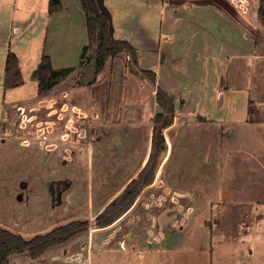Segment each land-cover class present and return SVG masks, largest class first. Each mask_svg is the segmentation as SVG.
<instances>
[{
    "label": "rangeland",
    "instance_id": "obj_1",
    "mask_svg": "<svg viewBox=\"0 0 264 264\" xmlns=\"http://www.w3.org/2000/svg\"><path fill=\"white\" fill-rule=\"evenodd\" d=\"M167 1L181 5L178 15L184 19L175 21L179 28L190 23V14L183 11L185 5L223 7L217 0ZM225 1L230 20L220 14L206 15L210 20H204L207 25L214 24L218 33H231L229 49L205 58L203 77H195L196 65H187V77L185 73H177V78L165 75L167 83L162 75L159 80L171 86L176 95L158 79L154 84L144 73L146 69H140L139 62L134 64L129 52L110 58L105 71L85 85L83 76L96 55L93 44L86 57L75 53L77 50L69 56H54L56 68L80 62L73 73L38 97L47 38L45 20L40 17L42 8L35 0H15L20 9L10 12L3 1L0 20L6 23L0 21V71L4 77L6 52H16L24 84L7 91L2 80L0 84V136L4 134L0 137L1 227L28 239L70 221L94 223L139 175L153 151L154 117L164 111L156 100L157 87H163L176 103L174 123L163 129L166 144L156 158L155 180L143 188L129 211L111 226L92 225L38 259L13 254L10 264H264V173L255 161L257 153L254 150L253 156L247 157L252 161L249 166L250 160L238 156L230 161L231 167L221 163L224 167L220 170L213 158L218 136L211 125L198 124L211 123L208 118L219 123L264 121V21L258 30L252 25L257 19L258 0ZM34 7L37 16L33 19L29 15ZM12 20L23 21L22 32L8 29ZM172 20L166 18L164 25L169 26ZM232 20L243 30L235 28ZM197 21L202 25L200 18ZM241 31L250 40L246 49L237 51L236 47H242ZM176 36L173 47L180 44L179 33ZM65 41L70 42V38ZM77 41L78 37L71 40L72 47ZM67 42L64 46L70 47ZM163 60V68L168 69L171 65ZM192 76L203 84L201 90L194 91L201 101L196 108V99L183 95L192 85ZM221 94L222 105L218 101ZM34 100L36 103L28 105ZM3 102L8 104L5 110ZM18 104L28 105L24 114L17 109ZM12 110L15 113L9 117ZM259 132L264 134V127ZM17 134H26V140L36 135L41 140L57 141L41 147L49 150L45 162L38 164L43 168L34 162L38 148L30 142L25 149V155L32 151L29 157L15 160L9 156L19 147ZM240 141L234 146L238 152L251 142L259 144L252 136L248 143ZM259 156L260 164L264 163L261 153ZM255 200L263 202L259 205Z\"/></svg>",
    "mask_w": 264,
    "mask_h": 264
},
{
    "label": "crops",
    "instance_id": "obj_2",
    "mask_svg": "<svg viewBox=\"0 0 264 264\" xmlns=\"http://www.w3.org/2000/svg\"><path fill=\"white\" fill-rule=\"evenodd\" d=\"M3 1L4 0H0V12L2 11L4 5ZM23 1L27 2L28 0H23ZM35 1L36 3H38V7L40 6L42 8L40 17L43 20H45V31H46L45 34L47 38H46V43H45L46 45L44 52L52 57L54 68H56L54 56L57 55L69 56L70 53L74 50H77V52L75 53H79L80 55H82L84 47L87 44H89L87 19H86V13L82 6V2H80V0H62V8L53 15H51L49 13V4H50L49 0H35ZM44 1L46 3L45 6H43ZM105 1H106V7L109 9L113 21V25H114L113 35L115 36V38L120 40H128L136 48L138 52V62L140 69L153 70L156 73L158 80L162 75H164V77L165 75L167 76L170 75L172 78L173 76L177 78L178 77L176 76L177 73L180 74L185 73L187 77L188 75L187 73L190 72V68H188L187 65H191V66L196 65L197 69L195 67L194 68L195 70H193L194 73L197 72V74H195V77H199V76L203 77L204 71L201 65L204 64L205 58L208 56H212V54H214L215 52L217 54H220V52H222V54L225 53L224 48H226L227 50L229 49V41L231 40L228 37L231 33L230 32L218 33L216 32V30H214L215 27L214 24L211 25L206 24V21H209L211 15L214 14L225 15V17L227 18L228 12L226 13V10L222 7H218L216 5L214 6L211 3L201 4V5L199 4L196 6L193 5V8H191L192 7L191 4H190L191 7L189 6V8H187L188 6L185 5V7L183 6L184 7L183 11L188 12L190 14L191 18H187V20H189L190 23H188V25L182 24L179 28L176 26L178 24L177 23L175 24V21L176 18L179 21L184 19V16L178 15L179 10H181L180 8L181 5H176V6L173 4L170 5L167 0H105ZM5 2L8 5V11L10 12H12L13 10L19 11L20 9L19 5L17 3L15 4V0L13 4H8L7 3L8 0H5ZM259 2L260 0H258V6L256 8L257 19L255 21H252L253 23L252 25L253 26L256 25L255 28L257 30L261 28L262 23L264 25V22L261 21L258 14ZM34 11H35V7L33 8V12L29 15L33 19L36 18L37 16ZM206 15H209L210 18H206ZM133 16L136 18H134ZM168 17L173 20L169 22V26L167 25L165 26L164 25L165 20ZM198 18L202 20V25L197 21ZM135 19H137L139 22L137 23L134 22ZM0 21L1 23L2 22L4 24L6 23L3 20ZM29 21H34V20L30 19ZM232 22L234 23L235 28H237L236 27L237 25L239 29L243 30V27L240 23L238 22L236 23V21L234 20H232ZM155 24L156 27H154ZM24 25L25 24L23 23V21L12 20V23L8 26V29L11 30V32L17 31L20 33L23 31L25 27ZM216 25L218 26V24ZM220 27H221L220 29L223 30L221 25ZM148 28L150 29V31L148 30ZM228 30L229 29L225 28L224 32L225 31L228 32ZM150 32L151 34H149ZM177 33H179L180 44H177L176 46L173 47L171 45H174L176 43L175 38H177L176 36ZM239 35H241L242 38L241 39L242 47L238 46L236 47V49L239 48L246 49V44L250 40V37L246 32L244 33V31H241V34ZM74 37H78V41L77 43H74L72 47L71 40H74ZM69 38H70V42L65 41V40H69ZM165 41H169L171 44L165 45L166 43ZM65 42H67V44L69 43L70 47H68V45L64 46ZM181 44H184V46L182 47ZM236 45H239V43ZM253 45L254 48H257L255 47L257 45L256 40L253 41ZM189 49H192V51H189ZM144 51L147 52V54H145ZM237 51H240V49ZM7 53L8 52H6V55ZM1 58L2 56L0 57V61ZM164 58L167 59L166 62L167 63L169 62V64L171 65L168 66V69L163 68ZM79 62L80 59L75 64H64L65 66L58 68H64V67L75 68V66L79 64ZM5 65H6V61H5ZM4 71H5V66H4ZM190 78H193L192 85H190L189 89H186L183 95L195 98L196 101L195 100L194 101L195 103L197 102V104L195 105L196 108L200 106L201 101L198 100V96H200V94H197V92L195 93L194 91L196 89L201 90L199 86L202 88L203 84L202 82H200V80L194 78V76ZM1 80L3 85L4 77H3V73L0 71V84H1ZM162 81L163 80L161 79L160 85H162L166 90H168L171 95L172 94L176 95L175 93L176 91L173 90L171 86L166 84L168 80L167 79L165 80L166 81L165 84L162 83ZM172 82H176V80L174 81L172 80ZM223 82L225 83V77L223 78ZM38 96L39 93L37 97ZM219 98L220 99L218 101L220 105H222L223 102L222 94L220 95ZM36 101L37 100L30 102L28 105L32 103L34 104L36 103ZM28 105L25 106V104L24 105L18 104L17 109H19V111H24L22 112V114H24L26 112ZM7 106L8 104L6 105V103L3 102L2 107L4 110L6 109ZM14 113L15 111L12 110V113L10 114L9 117H12ZM199 115L201 114L199 113ZM203 117L206 118V116ZM208 120L211 123H198V124H200V126H202L203 124L211 125V128L213 129L212 132L216 133V135L218 136L217 137L218 142H216V145H218V149L215 151L217 152L215 153L216 156L215 155L213 156L215 160L214 164L218 166V169L222 170L224 166L225 168L231 167L232 163L230 164V161L234 157L242 156L244 157V159H247V157L250 156L251 158V156H253V152L256 151L257 159H255V161L257 162L259 167L262 168L261 172L264 173V163L261 162L262 164H260V162L258 161L260 159L259 156L260 153H261V159H264V134L259 132V129L264 127V125H261L260 123H264V121L258 122L257 120L247 119L244 121H231V122L219 123V122H214L209 118ZM5 130L6 127L3 131L6 133ZM3 132L1 130V133ZM2 136H4V134H2ZM8 136H11V138L14 139V135L8 134ZM25 136L26 134L24 135L17 134L15 136V139L18 140L19 147L15 148V150H17L16 152H10L9 156L15 160H19L22 156L29 157L32 151L29 149L30 152L28 151V154L25 155V149L26 147L27 148L30 147L31 144V146L38 148L34 156L36 158L34 162L37 164V166H39L38 164L40 163L42 164L43 162H45V159H47L46 155L48 154L46 153V151L47 152L49 151L47 147H46L47 148L46 151L41 150V147L43 145L47 146V144L50 143L52 145H55L57 144V141H55L54 138L52 139V141L46 139L44 140V138L41 140L36 135L35 136L30 135L29 138L27 137L28 140H26ZM251 136L256 140L258 139L259 144L255 143V145H253V143L251 142L249 143L248 147H245L243 150L238 152L234 147L236 141L239 138H241L240 142L248 143V141L250 142ZM23 138L25 139L24 141H22ZM223 143H225L226 146L224 148L219 147ZM51 153L53 154L52 151ZM51 160L52 157H49L48 161ZM223 162H224V166L223 165L221 166V163ZM251 164L252 161L250 160V162L247 163L246 166H249ZM39 168L41 169L43 167L39 166ZM251 169L253 168H250L248 173L250 172ZM254 202L255 204L261 205L263 201L255 200Z\"/></svg>",
    "mask_w": 264,
    "mask_h": 264
},
{
    "label": "trees",
    "instance_id": "obj_3",
    "mask_svg": "<svg viewBox=\"0 0 264 264\" xmlns=\"http://www.w3.org/2000/svg\"><path fill=\"white\" fill-rule=\"evenodd\" d=\"M222 8L227 9V1L217 0ZM83 9L86 13L87 31L89 36V44L83 49V57H86V51L90 50L92 45H96V55L93 62V67L96 73L104 72L105 67L110 58H115L118 55L129 52L133 56L134 64H138V52L136 48L128 40L116 39L109 31L111 19L108 18L98 6L96 0H80ZM212 2V1H211ZM49 13L53 15L62 8V0H49ZM226 6V7H225ZM258 14L261 20L264 21V0H260ZM4 89L14 88L24 84V75L21 70L19 56L14 51L7 53ZM73 67L54 68L52 57L43 53L40 74L38 93L39 96L50 92L58 82L74 72ZM147 76L156 84L157 75L153 70H145ZM94 82V81H93ZM156 100L163 105L164 111L157 113L154 117L155 127L153 128L152 152L145 166L141 169L139 175L133 178L125 190L113 201L106 206V209L96 216L94 223L88 220H75L62 224L45 234H39L26 239L23 235L10 231L0 226V264H10V258L13 254H26L32 259H38L43 256L46 251L52 247L63 245L72 238L80 235V233L90 230L95 227H108L114 221L120 218L124 213L130 210L143 188L152 184L155 180V168L157 165L156 158L158 153L166 144V137L163 136V129L174 123L173 114L176 110V103L171 95L163 88L157 87ZM161 126V127H158Z\"/></svg>",
    "mask_w": 264,
    "mask_h": 264
},
{
    "label": "water",
    "instance_id": "obj_4",
    "mask_svg": "<svg viewBox=\"0 0 264 264\" xmlns=\"http://www.w3.org/2000/svg\"><path fill=\"white\" fill-rule=\"evenodd\" d=\"M96 1L98 2V6H99L100 10L102 11V13H104L106 16H108V18L111 19L109 31L113 35L114 25H113V21L111 18L110 11L106 7V1L105 0H96ZM87 70H88L87 73L83 76V81H84L85 85L92 84V82L97 78V73H96V70L93 66L88 67Z\"/></svg>",
    "mask_w": 264,
    "mask_h": 264
}]
</instances>
